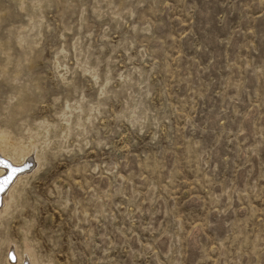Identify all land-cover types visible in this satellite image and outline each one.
I'll list each match as a JSON object with an SVG mask.
<instances>
[{
  "label": "rangeland",
  "instance_id": "obj_1",
  "mask_svg": "<svg viewBox=\"0 0 264 264\" xmlns=\"http://www.w3.org/2000/svg\"><path fill=\"white\" fill-rule=\"evenodd\" d=\"M0 154V264H264V0H0Z\"/></svg>",
  "mask_w": 264,
  "mask_h": 264
},
{
  "label": "bare ground",
  "instance_id": "obj_2",
  "mask_svg": "<svg viewBox=\"0 0 264 264\" xmlns=\"http://www.w3.org/2000/svg\"><path fill=\"white\" fill-rule=\"evenodd\" d=\"M1 155V154H0ZM2 157V156H0ZM3 158V157H2ZM12 163V162H11ZM14 164V163H13ZM15 165V164H14ZM19 165V164H18ZM17 165V166H18ZM16 166V165H15ZM16 166V167H17ZM9 170H11V166L7 163V164H3L2 162H0V180H3L2 177H4L8 172ZM18 179V178H17ZM5 192L3 193H0V203L2 202V196ZM4 199V198H3ZM4 201V200H3ZM8 201V200H7ZM6 201V203H7ZM5 207V208H4ZM4 209H0V216L5 212L6 210V206L4 205ZM10 251V250H9ZM29 257H31L29 254H28ZM31 261V260H30ZM8 262L10 264H18L19 263V256L16 257V261L14 262L13 260L9 259ZM31 264H34V262L32 261Z\"/></svg>",
  "mask_w": 264,
  "mask_h": 264
},
{
  "label": "water",
  "instance_id": "obj_3",
  "mask_svg": "<svg viewBox=\"0 0 264 264\" xmlns=\"http://www.w3.org/2000/svg\"><path fill=\"white\" fill-rule=\"evenodd\" d=\"M0 162H2V161H0ZM3 164H7L8 162H2ZM9 164V163H8ZM10 166H11V164H9ZM23 170H25V169H19V168H13L12 166H11V170H9V172L4 176V177H2V179H4V178H6V177H12V180H14V178L20 173V172H22ZM8 187V186H7ZM6 187V188H7ZM6 188H4L3 189V191L4 190H6Z\"/></svg>",
  "mask_w": 264,
  "mask_h": 264
},
{
  "label": "snow or ice",
  "instance_id": "obj_4",
  "mask_svg": "<svg viewBox=\"0 0 264 264\" xmlns=\"http://www.w3.org/2000/svg\"><path fill=\"white\" fill-rule=\"evenodd\" d=\"M12 182V177H6L3 180H0V190L6 188Z\"/></svg>",
  "mask_w": 264,
  "mask_h": 264
}]
</instances>
